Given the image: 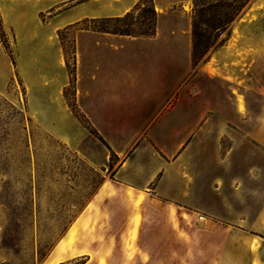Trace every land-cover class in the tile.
Listing matches in <instances>:
<instances>
[{"label": "crops", "instance_id": "obj_1", "mask_svg": "<svg viewBox=\"0 0 264 264\" xmlns=\"http://www.w3.org/2000/svg\"><path fill=\"white\" fill-rule=\"evenodd\" d=\"M138 1L0 0L14 57L13 64L0 41V92L18 77L27 115L101 174L41 264H98L91 252L105 254L127 241L140 196V207L174 202L232 222L226 224L232 232H264V0H251L224 42L198 63L192 60L193 0H151V34L76 33L70 77L58 31L122 18ZM257 71L263 73L258 83ZM107 201L125 207L105 208ZM73 227L76 241L60 249ZM220 247L243 248L232 240ZM240 254L234 260L248 264L249 255ZM257 260L264 264V252Z\"/></svg>", "mask_w": 264, "mask_h": 264}, {"label": "rangeland", "instance_id": "obj_2", "mask_svg": "<svg viewBox=\"0 0 264 264\" xmlns=\"http://www.w3.org/2000/svg\"><path fill=\"white\" fill-rule=\"evenodd\" d=\"M221 2L232 4V0ZM154 22L148 0H144L143 6L119 20L85 21L69 28L64 34V47L70 55L73 37L80 31L138 35L152 32ZM226 37L227 32L220 37L204 36L200 52H194L193 47V62L203 60ZM262 75L257 71V83ZM71 94V89L65 92L69 100ZM240 108L243 109L241 102ZM116 163L111 158L113 167ZM100 182L101 174L93 172L27 115L23 85L15 77L0 92V264H41ZM137 201L135 214L143 221L136 227L135 238L131 239L132 230L129 231L122 247L117 245L105 254L101 250L98 254L91 252L92 260L98 264L100 260L104 264H238L234 258L240 251V255L251 258L248 264H260L257 258L264 252V232H232L226 227L232 222L193 214L191 211L197 210L179 209L174 202L153 201L155 206L140 207L141 201L138 204ZM103 207L114 209L125 205L107 201ZM141 212L145 213L144 218ZM87 227V224L83 227L84 231ZM76 235L75 229L73 242ZM87 235L85 232L84 236ZM226 240L243 248L223 250L220 245Z\"/></svg>", "mask_w": 264, "mask_h": 264}, {"label": "trees", "instance_id": "obj_3", "mask_svg": "<svg viewBox=\"0 0 264 264\" xmlns=\"http://www.w3.org/2000/svg\"><path fill=\"white\" fill-rule=\"evenodd\" d=\"M249 1L250 0H232V4H230V3H222L221 0H193V16L191 20V26H192V41H193L194 52L196 53L200 52V48L203 46L202 42L204 36L211 37L212 34H214L215 37H220L224 32H227L228 35L229 26L242 14L245 7L249 4ZM148 4L152 10L153 16L156 17L155 11L152 7L151 0H148ZM143 5H144V0H139L133 10L138 9ZM119 19H115V20H119ZM85 21H89V20H85ZM105 21H111V20H105ZM80 23L74 24L71 27H77ZM154 25L155 22L153 26ZM71 27H67L62 30H59L57 33L63 48L65 63L70 77L73 74V68H74V50L72 48L70 55L67 54L64 47V34ZM153 32H154V27L152 32H143V33H139L138 35H148ZM115 34L136 35L129 32L115 33ZM224 40L225 38L222 39L213 49L219 47L224 42ZM0 41L3 47L5 48V50L9 53L10 59L14 64L13 57L11 53L8 51V43L5 34L2 31L1 23H0ZM71 85L72 84H70V86ZM70 86L65 90V92L68 89H70ZM69 105L75 117L79 120V122L86 129L91 131L87 119L83 114H81L76 109L75 104L70 102Z\"/></svg>", "mask_w": 264, "mask_h": 264}, {"label": "bare ground", "instance_id": "obj_4", "mask_svg": "<svg viewBox=\"0 0 264 264\" xmlns=\"http://www.w3.org/2000/svg\"><path fill=\"white\" fill-rule=\"evenodd\" d=\"M131 194V193H130ZM133 197V196H132ZM133 200V199H132ZM136 200H137V198H136ZM142 200V196H140L139 197V199H138V201H137V204L140 202ZM134 210V209H133ZM175 211V210H174ZM170 216H173V210L172 209H170ZM176 216V215H175ZM132 222H133V225H134V228H133V230H132V237H131V239L133 240L134 238H135V231H136V227H137V225L139 224V222H140V217L138 216V215H136V214H134V218L132 219ZM130 224H132V223H130ZM74 231H75V229H74V227L73 228H71L70 229V231L67 233V235L62 239V241L60 242V244H59V248L60 249H63V245H71L72 243H73V235H74ZM181 237L183 238V239H186V237L184 236V235H181ZM255 254V256L257 257V254H256V252L254 253ZM143 260H145V258H143ZM99 263L100 264H104V262H103V260H100L99 261Z\"/></svg>", "mask_w": 264, "mask_h": 264}]
</instances>
